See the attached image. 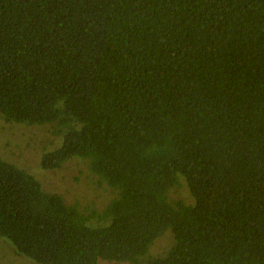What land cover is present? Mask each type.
<instances>
[{
    "label": "trees",
    "instance_id": "trees-1",
    "mask_svg": "<svg viewBox=\"0 0 264 264\" xmlns=\"http://www.w3.org/2000/svg\"><path fill=\"white\" fill-rule=\"evenodd\" d=\"M0 115L47 125L60 140L38 165L81 159L109 196L68 201L0 155L19 253L264 264V0H0Z\"/></svg>",
    "mask_w": 264,
    "mask_h": 264
},
{
    "label": "rangeland",
    "instance_id": "rangeland-1",
    "mask_svg": "<svg viewBox=\"0 0 264 264\" xmlns=\"http://www.w3.org/2000/svg\"><path fill=\"white\" fill-rule=\"evenodd\" d=\"M59 140L60 138L49 131L45 124L7 123L0 115V155L4 159L20 166H26L40 180L44 189L63 193L68 201L78 198L83 201L91 200L97 207L104 206L109 197L108 192L101 191L87 183L84 178L87 169L81 159H71L62 167L55 169H44L38 165L42 153L53 149ZM80 170L84 173L81 174ZM105 188L107 189L106 186ZM172 196L189 198L185 186L173 191ZM172 243L171 233L166 231L153 241L149 253L153 255L162 253ZM0 264L42 263L19 253L7 238L0 237ZM99 264L125 263L100 259Z\"/></svg>",
    "mask_w": 264,
    "mask_h": 264
}]
</instances>
